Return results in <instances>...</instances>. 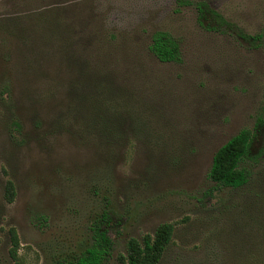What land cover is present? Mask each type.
Masks as SVG:
<instances>
[{
  "label": "rangeland",
  "instance_id": "1",
  "mask_svg": "<svg viewBox=\"0 0 264 264\" xmlns=\"http://www.w3.org/2000/svg\"><path fill=\"white\" fill-rule=\"evenodd\" d=\"M187 1L249 38L264 30V0ZM158 31L179 41L181 63L150 52ZM261 115L264 46L210 31L195 5L0 0V264H17L12 228L19 264H54L88 248L106 213L105 264L165 223L158 264H263L264 136L245 186L209 179L218 149Z\"/></svg>",
  "mask_w": 264,
  "mask_h": 264
},
{
  "label": "trees",
  "instance_id": "2",
  "mask_svg": "<svg viewBox=\"0 0 264 264\" xmlns=\"http://www.w3.org/2000/svg\"><path fill=\"white\" fill-rule=\"evenodd\" d=\"M179 6L195 5L201 24L210 31L220 33H236L237 37L248 41L252 48L264 46V30L255 37H248L234 25L228 24L210 4L204 1L193 2L178 0ZM210 18L213 24L205 25L203 20ZM150 52L162 63H181L183 61L179 41L168 32L158 31L152 36L149 45ZM259 135L264 136V115L257 118L255 129H243L226 144L218 149L213 157L209 179L220 188H240L245 186L250 178L249 171L244 164L249 159L258 158L253 155L254 141ZM260 158V157H259ZM16 197L15 186L9 182L6 186V200L12 203ZM112 220L108 213L97 222L93 229L91 245L73 257H64L54 264H105L112 256L114 243L110 238ZM175 226L171 223L160 225L154 234H146L141 239L130 238L126 243V254L120 255V264H158L170 245ZM11 241L10 256L19 264V237L17 231L9 230ZM264 264V263H263Z\"/></svg>",
  "mask_w": 264,
  "mask_h": 264
}]
</instances>
